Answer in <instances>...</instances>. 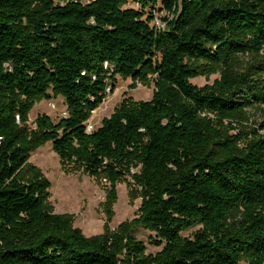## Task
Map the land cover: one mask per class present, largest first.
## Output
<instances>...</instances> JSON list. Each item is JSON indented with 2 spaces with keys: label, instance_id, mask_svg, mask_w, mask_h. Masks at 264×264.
<instances>
[{
  "label": "trees",
  "instance_id": "obj_1",
  "mask_svg": "<svg viewBox=\"0 0 264 264\" xmlns=\"http://www.w3.org/2000/svg\"><path fill=\"white\" fill-rule=\"evenodd\" d=\"M136 2L0 0V264H264V0ZM203 65L219 78L198 87ZM116 75L152 77L151 99H123L87 132ZM58 96L67 115L30 129L35 102ZM48 141L66 173L109 183L107 220L129 179L138 217L86 237L53 213L27 161ZM134 226L161 250L146 254Z\"/></svg>",
  "mask_w": 264,
  "mask_h": 264
},
{
  "label": "rangeland",
  "instance_id": "obj_2",
  "mask_svg": "<svg viewBox=\"0 0 264 264\" xmlns=\"http://www.w3.org/2000/svg\"><path fill=\"white\" fill-rule=\"evenodd\" d=\"M127 1L126 7L139 8L136 0ZM150 10L147 9V12H150ZM164 15V12L155 11L154 17L156 19L152 21V24L156 25L158 21L161 23L160 17ZM239 62L242 66L247 65L251 62V55L240 56ZM202 68L210 72L199 75L191 79L190 82L198 87L206 84L212 85L214 80L219 78L218 66L203 65ZM262 78L264 79V73ZM148 79V83H142L134 81L130 77L123 78L116 75L114 80L107 81L106 96L85 122L86 131L91 132L97 129L101 121L109 117L123 99L130 98L136 102L151 99L155 85L152 77H148ZM132 85H135V87H132ZM248 110L251 116L249 124L254 126L252 122H259L262 115L260 111ZM41 114L49 116L54 122L65 117L67 110L62 97L36 101L27 115V126L30 129L34 128V120ZM230 133H237V130L230 129ZM27 161L29 164L38 167L49 180L50 188L48 189L47 201L53 213L71 214L73 217L72 225L81 230L86 237L101 234L106 221L109 222V227L114 230L118 225L124 222H132L138 217V209L142 198L139 195V188L131 184L129 179L116 184V199L110 209L112 217L107 220L105 203L110 189L107 181L90 177L82 170L66 173L61 166L59 157L53 151L50 141L31 151ZM198 229L199 226H195L181 234L182 236L191 237ZM132 235L145 246L146 254L154 255L163 246V244L160 246L155 245L153 243L155 240L154 232L142 226H134Z\"/></svg>",
  "mask_w": 264,
  "mask_h": 264
},
{
  "label": "built area",
  "instance_id": "obj_3",
  "mask_svg": "<svg viewBox=\"0 0 264 264\" xmlns=\"http://www.w3.org/2000/svg\"><path fill=\"white\" fill-rule=\"evenodd\" d=\"M155 19H156V18H155ZM156 25H157V27H159V28H163V24L160 23L159 21L156 23Z\"/></svg>",
  "mask_w": 264,
  "mask_h": 264
}]
</instances>
